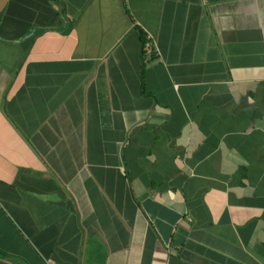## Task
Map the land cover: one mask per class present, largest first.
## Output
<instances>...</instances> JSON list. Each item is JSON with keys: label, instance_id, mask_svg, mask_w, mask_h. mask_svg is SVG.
I'll use <instances>...</instances> for the list:
<instances>
[{"label": "crops", "instance_id": "crops-1", "mask_svg": "<svg viewBox=\"0 0 264 264\" xmlns=\"http://www.w3.org/2000/svg\"><path fill=\"white\" fill-rule=\"evenodd\" d=\"M0 264H264V0H10Z\"/></svg>", "mask_w": 264, "mask_h": 264}, {"label": "built area", "instance_id": "built-area-1", "mask_svg": "<svg viewBox=\"0 0 264 264\" xmlns=\"http://www.w3.org/2000/svg\"><path fill=\"white\" fill-rule=\"evenodd\" d=\"M146 38V42L143 44V51L147 54H151L154 51L155 46L150 36H147Z\"/></svg>", "mask_w": 264, "mask_h": 264}, {"label": "water", "instance_id": "water-1", "mask_svg": "<svg viewBox=\"0 0 264 264\" xmlns=\"http://www.w3.org/2000/svg\"><path fill=\"white\" fill-rule=\"evenodd\" d=\"M10 0H0V15L4 12L6 9L8 3Z\"/></svg>", "mask_w": 264, "mask_h": 264}, {"label": "trees", "instance_id": "trees-1", "mask_svg": "<svg viewBox=\"0 0 264 264\" xmlns=\"http://www.w3.org/2000/svg\"><path fill=\"white\" fill-rule=\"evenodd\" d=\"M59 1V0H58ZM141 37H142V42H143V44L146 42V37H147V34L146 33H144L143 31H142V35H141Z\"/></svg>", "mask_w": 264, "mask_h": 264}]
</instances>
